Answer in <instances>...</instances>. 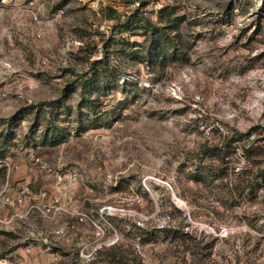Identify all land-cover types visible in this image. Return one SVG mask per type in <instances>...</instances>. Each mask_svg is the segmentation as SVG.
I'll return each instance as SVG.
<instances>
[{"label":"rangeland","instance_id":"1","mask_svg":"<svg viewBox=\"0 0 264 264\" xmlns=\"http://www.w3.org/2000/svg\"><path fill=\"white\" fill-rule=\"evenodd\" d=\"M0 154L105 213L50 264H264V0H0Z\"/></svg>","mask_w":264,"mask_h":264},{"label":"built area","instance_id":"2","mask_svg":"<svg viewBox=\"0 0 264 264\" xmlns=\"http://www.w3.org/2000/svg\"><path fill=\"white\" fill-rule=\"evenodd\" d=\"M0 163L2 162L0 161ZM75 182V176L70 177V183L75 184ZM62 189L59 192L49 193L47 190H42L40 193H34L27 184H21L17 190L13 187L12 182L7 180L0 187V230L18 232V226L26 223L32 215H38L48 222H54L68 213L78 223L87 224L92 228L91 241L84 240L75 243L78 248V257L88 261L106 243L108 220L103 211L96 218L90 211L79 210L77 205L67 207L71 196L65 190L66 187H62ZM7 210L8 217H2ZM75 228V225H60L51 230L30 227L21 236V240L26 244L27 254H30L32 247L38 243L43 248L45 262L47 264L56 263L61 258L60 254L55 251L57 240L73 235ZM0 264H13L10 256L2 251L1 246Z\"/></svg>","mask_w":264,"mask_h":264},{"label":"crops","instance_id":"3","mask_svg":"<svg viewBox=\"0 0 264 264\" xmlns=\"http://www.w3.org/2000/svg\"><path fill=\"white\" fill-rule=\"evenodd\" d=\"M8 214L9 212L7 210L3 213L2 217H8ZM32 217L33 215L28 219V222L31 221ZM21 226H18V229H17L18 232H10V231H6L5 229L0 230V246H1L2 251L5 254H8L10 256L11 262L13 264L15 263V260L17 261V263H22V264L36 263V262H39L40 259L42 260V258L43 260H45V254H44L43 248L38 243L32 247V252L30 254H27L25 251L26 245L19 247L17 251H11L13 249L11 248V246H13L14 244L13 242L10 243L11 238L17 237L19 242L22 243L21 236L24 235L30 227H32V225L28 223H24L23 226L22 227ZM61 239L62 238H60V240L58 241L59 242L58 245H61L62 247L70 245L69 239H67L66 241L61 240ZM7 247H9V250L11 252L7 250Z\"/></svg>","mask_w":264,"mask_h":264},{"label":"trees","instance_id":"4","mask_svg":"<svg viewBox=\"0 0 264 264\" xmlns=\"http://www.w3.org/2000/svg\"><path fill=\"white\" fill-rule=\"evenodd\" d=\"M2 157H4V155L0 154V158H2ZM1 171H2V170L0 169V173H1Z\"/></svg>","mask_w":264,"mask_h":264}]
</instances>
